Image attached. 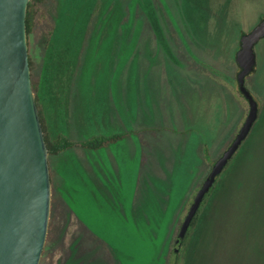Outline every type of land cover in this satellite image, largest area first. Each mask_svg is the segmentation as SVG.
<instances>
[{"label": "rangeland", "instance_id": "rangeland-1", "mask_svg": "<svg viewBox=\"0 0 264 264\" xmlns=\"http://www.w3.org/2000/svg\"><path fill=\"white\" fill-rule=\"evenodd\" d=\"M34 8L30 76L51 137L144 128L93 151L48 155L62 187L51 190L39 264H264V37L245 77L258 117L192 236L174 248L194 195L247 115L235 53L264 0H38Z\"/></svg>", "mask_w": 264, "mask_h": 264}, {"label": "water", "instance_id": "water-1", "mask_svg": "<svg viewBox=\"0 0 264 264\" xmlns=\"http://www.w3.org/2000/svg\"><path fill=\"white\" fill-rule=\"evenodd\" d=\"M29 0H0V264H39L46 241L51 178L48 149L32 89L26 13ZM264 37V15L240 35L236 82L248 102L237 134L211 166L180 225L175 249L215 178L258 117V104L245 86L256 64L255 45Z\"/></svg>", "mask_w": 264, "mask_h": 264}, {"label": "trees", "instance_id": "trees-1", "mask_svg": "<svg viewBox=\"0 0 264 264\" xmlns=\"http://www.w3.org/2000/svg\"><path fill=\"white\" fill-rule=\"evenodd\" d=\"M37 1L38 0H29V2H28L27 13H26V21H25L26 22L27 37L29 36V34L32 31L34 15H35V13H34V10H35L34 4ZM50 35H52V32H51ZM28 60H29V67H30V70H31V61H30L29 58H28ZM42 82H43V76H42V80H40L41 84H42ZM31 84H32L33 92H34L35 91V86L33 85L32 81H31ZM41 84H40V86H41ZM38 90L39 89L37 88L36 89V93L35 92L34 93H35V98H36V104H37V107H38V110H39V116H40L41 126H42L43 133H44L45 143H46V146H47V149H48V152H49L48 155H55L58 152L63 151L65 149H67L68 147H72V146H81V147L89 148V149H97L100 146H107V145H109L111 143H115V142L121 140L122 138H124L127 135V133L123 132V133L112 134V135H109V136H95V137H92L91 139L84 140V141H78V142L62 140L59 137H51V134L49 133L48 128L46 126L45 117L43 116V113H42L43 111L41 110V108L39 106V103H38V97H37ZM239 93H240V91H239ZM240 95L243 96L241 93H240ZM230 161H231V159L227 162L226 165H228ZM215 182H216V178H215V181H214L213 185L211 186L209 191L206 193L204 199L202 200V202H201L196 214L194 215V217H193V219H192V221H191V223H190V225L188 227V230H187V232L185 234V237H184L182 243L179 245L178 248H180L181 246L184 245V241L186 239H189V237L192 236V233L194 232V230L199 225L200 217H201L202 212H203V209H201V208L205 204L206 199L210 196L211 190L214 188ZM174 245H175V242H174ZM172 252L174 253V249L172 250ZM175 253H176V255H175L174 261L178 262V258L180 256L179 251L177 250Z\"/></svg>", "mask_w": 264, "mask_h": 264}, {"label": "crops", "instance_id": "crops-1", "mask_svg": "<svg viewBox=\"0 0 264 264\" xmlns=\"http://www.w3.org/2000/svg\"><path fill=\"white\" fill-rule=\"evenodd\" d=\"M44 112H46V111H44ZM47 113V112H46ZM47 122L49 123V124H51V119H50V117H49V115L47 114ZM104 127H101V129H103ZM97 129H100V128H98L97 127ZM104 129H106V128H104ZM141 130H144V128H141V129H138L137 131H125V133H127V135L124 137V138H122V140H119V142H121V141H123V140H125V139H127L129 136H131V135H134V134H136V132H138V131H141ZM120 133H123V132H120ZM92 137H95V135L94 136H91V138ZM89 139V138H88ZM76 142V141H75ZM78 142V141H77ZM73 147V146H72ZM75 148H78V146H74ZM84 150H87L88 151V148H84V147H82ZM103 149V148H102ZM90 150H96V149H90ZM98 150H100V149H98ZM144 161H145V157L144 156H142L141 158H140V160H139V165H141L142 163H144ZM50 178H51V190H52V192H54L53 191V189L54 188H59V187H62L61 186V183H60V181H58L57 179H56V176H52V175H50ZM53 179H55V181L53 180ZM73 186H77V184H74L73 183Z\"/></svg>", "mask_w": 264, "mask_h": 264}, {"label": "flooded vegetation", "instance_id": "flooded-vegetation-1", "mask_svg": "<svg viewBox=\"0 0 264 264\" xmlns=\"http://www.w3.org/2000/svg\"><path fill=\"white\" fill-rule=\"evenodd\" d=\"M52 201V200H51Z\"/></svg>", "mask_w": 264, "mask_h": 264}]
</instances>
